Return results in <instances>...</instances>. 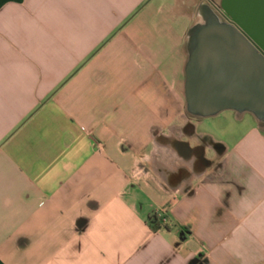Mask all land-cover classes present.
<instances>
[{"label": "crops", "instance_id": "crops-1", "mask_svg": "<svg viewBox=\"0 0 264 264\" xmlns=\"http://www.w3.org/2000/svg\"><path fill=\"white\" fill-rule=\"evenodd\" d=\"M221 1L0 0V264H264V122L186 111Z\"/></svg>", "mask_w": 264, "mask_h": 264}, {"label": "water", "instance_id": "water-1", "mask_svg": "<svg viewBox=\"0 0 264 264\" xmlns=\"http://www.w3.org/2000/svg\"><path fill=\"white\" fill-rule=\"evenodd\" d=\"M220 8L223 20L207 9L188 34L186 111L249 113L264 122V0H222Z\"/></svg>", "mask_w": 264, "mask_h": 264}, {"label": "trees", "instance_id": "trees-1", "mask_svg": "<svg viewBox=\"0 0 264 264\" xmlns=\"http://www.w3.org/2000/svg\"><path fill=\"white\" fill-rule=\"evenodd\" d=\"M148 224L150 228L154 231H160L162 229H166L167 225L163 224L161 221H159L155 216H150L148 219Z\"/></svg>", "mask_w": 264, "mask_h": 264}, {"label": "built area", "instance_id": "built-area-1", "mask_svg": "<svg viewBox=\"0 0 264 264\" xmlns=\"http://www.w3.org/2000/svg\"><path fill=\"white\" fill-rule=\"evenodd\" d=\"M165 210L164 209H159L157 210L152 216H155L159 221H161L163 224H167V219L165 216Z\"/></svg>", "mask_w": 264, "mask_h": 264}, {"label": "flooded vegetation", "instance_id": "flooded-vegetation-1", "mask_svg": "<svg viewBox=\"0 0 264 264\" xmlns=\"http://www.w3.org/2000/svg\"><path fill=\"white\" fill-rule=\"evenodd\" d=\"M216 11V13L220 16V18L223 20L224 19V17L222 16V14H221V8L220 7H216V9H215Z\"/></svg>", "mask_w": 264, "mask_h": 264}, {"label": "rangeland", "instance_id": "rangeland-1", "mask_svg": "<svg viewBox=\"0 0 264 264\" xmlns=\"http://www.w3.org/2000/svg\"><path fill=\"white\" fill-rule=\"evenodd\" d=\"M184 69H185V67L182 68V74H183V75H184Z\"/></svg>", "mask_w": 264, "mask_h": 264}]
</instances>
